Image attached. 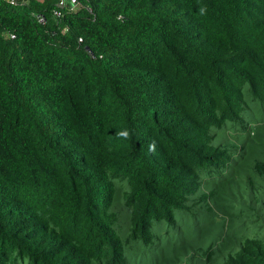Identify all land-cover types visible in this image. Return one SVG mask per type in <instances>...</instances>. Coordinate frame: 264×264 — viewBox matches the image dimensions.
<instances>
[{"label":"trees","instance_id":"1","mask_svg":"<svg viewBox=\"0 0 264 264\" xmlns=\"http://www.w3.org/2000/svg\"><path fill=\"white\" fill-rule=\"evenodd\" d=\"M79 1L0 0V264H264V0Z\"/></svg>","mask_w":264,"mask_h":264},{"label":"clouds","instance_id":"2","mask_svg":"<svg viewBox=\"0 0 264 264\" xmlns=\"http://www.w3.org/2000/svg\"><path fill=\"white\" fill-rule=\"evenodd\" d=\"M5 1L8 2L9 4L13 5V6H19V5H26L28 0H5ZM62 1H63V3H61ZM77 1H78V3L74 5L71 2V0H57L56 5L52 8L51 11L54 13V16L58 19L62 18L65 15V13H76L83 7L82 3L79 0H77ZM85 8H87V10L90 13H93V10L90 7H85ZM202 11H203V9H202ZM40 14L41 13L37 14L36 16H39V20L42 24L46 23L47 18H45L44 16H40ZM67 30H68V27L65 28V31H67ZM11 37L14 38L15 35L13 34V35H11ZM82 41H83V38L80 37L79 42H82ZM88 50L91 51V49L89 47H88ZM93 56H94V54H93ZM178 213H181V219H183L184 216H182V212H178ZM178 213L175 214V218H176L175 224L169 225L170 228L177 227V225H178ZM189 220H191V218L185 220L183 223L187 224ZM196 226L200 227L201 225L199 223H196V225H191V228H192L191 233H189L187 239H185V245L186 246H190L191 244L194 245L193 242H194L196 231H197Z\"/></svg>","mask_w":264,"mask_h":264},{"label":"rangeland","instance_id":"3","mask_svg":"<svg viewBox=\"0 0 264 264\" xmlns=\"http://www.w3.org/2000/svg\"><path fill=\"white\" fill-rule=\"evenodd\" d=\"M247 90V89H246ZM201 218H202V216H199L198 218H196V219H191V220H189L188 221V224H190V225H194V220H195V222L196 223H199L200 225H201ZM211 219H214V218H211ZM210 219V220H211ZM207 220H209V219H207ZM213 222H211L210 221V225L212 224ZM185 224L183 223V221H182V219H181V213H178V225H177V230H176V233H177V231L182 227L183 229L185 228V226H184ZM196 229L197 230H199L200 229V227L199 226H196ZM172 232H174L173 230H171ZM204 232L206 233V234H208V235H211V236H214V232L213 231H211L210 229H208V228H206L205 227V229H204Z\"/></svg>","mask_w":264,"mask_h":264},{"label":"built area","instance_id":"4","mask_svg":"<svg viewBox=\"0 0 264 264\" xmlns=\"http://www.w3.org/2000/svg\"><path fill=\"white\" fill-rule=\"evenodd\" d=\"M71 2H72L74 5L78 3L77 0H71ZM61 3H63V1H62Z\"/></svg>","mask_w":264,"mask_h":264}]
</instances>
